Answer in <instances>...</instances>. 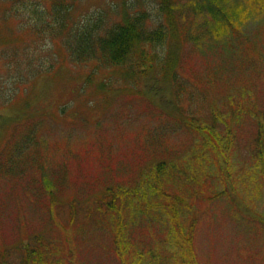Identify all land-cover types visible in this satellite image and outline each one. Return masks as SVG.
<instances>
[{
    "label": "rangeland",
    "instance_id": "obj_1",
    "mask_svg": "<svg viewBox=\"0 0 264 264\" xmlns=\"http://www.w3.org/2000/svg\"><path fill=\"white\" fill-rule=\"evenodd\" d=\"M123 2L135 0H73L67 23L105 10L108 25ZM228 3L238 6L226 31L181 7L185 85L158 94L58 43L54 68L13 94L0 69V258L10 254L0 264H22L10 250L27 243V264H264V176L251 149L258 128L264 137V0ZM156 5L128 8L157 23ZM164 48L147 52L162 59ZM180 110L193 130L167 115ZM196 126L213 129L217 147Z\"/></svg>",
    "mask_w": 264,
    "mask_h": 264
},
{
    "label": "trees",
    "instance_id": "obj_2",
    "mask_svg": "<svg viewBox=\"0 0 264 264\" xmlns=\"http://www.w3.org/2000/svg\"><path fill=\"white\" fill-rule=\"evenodd\" d=\"M155 1L160 15L157 23L151 22L145 9L131 11L128 8L129 5L134 7L135 3L138 5V0H135L132 4L123 2L116 7L121 13V19L108 25L102 20L105 10L88 13V17L75 19L69 25L67 22L71 19L73 0H0V69L13 83L11 94L19 85L54 68L58 63L55 50L57 43L60 45L59 48L66 47L72 61L85 62L91 59L107 66H121L120 73L123 72L125 80L127 78L137 80L143 77L144 81H147L146 87L149 89L147 91H153L155 94L162 92L163 85H170L168 84L170 82L173 86L175 82L183 83L176 70L177 43L179 46L188 34L181 32V28L187 31L186 27L190 24L187 19L180 23L178 15L181 7H184V11H188L189 14L196 12L203 14L209 19L207 21L209 26L212 22L218 26L217 28L224 27L226 31L231 24L230 12L238 5L237 3L228 5V0ZM160 44L165 47L162 59L147 52L148 46ZM184 90H187L186 87ZM166 99L165 105L175 110L177 102L174 98ZM208 113L214 125L217 118H214L212 108L208 109ZM180 114L178 118L175 117L176 115H167L176 118L186 130H193L195 117L188 116L181 110ZM27 119L31 118L27 117ZM200 132L204 133L205 129H200ZM205 133V138L208 137L213 146L217 147L214 142L217 141L218 134L213 129ZM260 136L261 129L258 128L251 141V149L264 176V137ZM18 157L19 155L14 157L15 163L19 160ZM167 165L169 162L165 161L154 165L158 176ZM2 169L3 163L0 161V170ZM111 191V188H106L105 193L110 196ZM74 208L76 212V206ZM73 226L70 222L67 227L71 229ZM34 239L32 242L39 240L38 236ZM188 240L190 239L185 238L184 242ZM29 248L27 243L13 248L10 253L21 252L24 256L22 264H27L28 259L34 254ZM56 251L61 252V249L56 248ZM7 256L10 254L5 253L0 260L5 261L8 259ZM187 263H191L190 259Z\"/></svg>",
    "mask_w": 264,
    "mask_h": 264
}]
</instances>
